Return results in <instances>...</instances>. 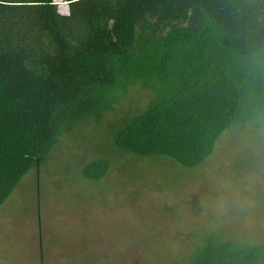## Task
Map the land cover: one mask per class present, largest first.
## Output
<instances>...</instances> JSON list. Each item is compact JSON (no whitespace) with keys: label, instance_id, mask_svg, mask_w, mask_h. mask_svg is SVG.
<instances>
[{"label":"trees","instance_id":"trees-1","mask_svg":"<svg viewBox=\"0 0 264 264\" xmlns=\"http://www.w3.org/2000/svg\"><path fill=\"white\" fill-rule=\"evenodd\" d=\"M58 7L0 0V206L60 137L101 116L121 76L168 91L116 136L139 157L197 167L226 130L264 111V70L248 60L264 50V0H77L70 16ZM110 168L97 160L82 176L100 182ZM195 252L190 264H264V243Z\"/></svg>","mask_w":264,"mask_h":264},{"label":"rangeland","instance_id":"rangeland-1","mask_svg":"<svg viewBox=\"0 0 264 264\" xmlns=\"http://www.w3.org/2000/svg\"><path fill=\"white\" fill-rule=\"evenodd\" d=\"M146 46L140 39L137 50ZM125 78L101 116L60 137L0 206V264H190L206 244L264 243V138L250 121L226 130L194 168L124 152L119 131L168 93L158 80L145 89V77ZM101 159L109 173L84 178Z\"/></svg>","mask_w":264,"mask_h":264},{"label":"clouds","instance_id":"clouds-1","mask_svg":"<svg viewBox=\"0 0 264 264\" xmlns=\"http://www.w3.org/2000/svg\"><path fill=\"white\" fill-rule=\"evenodd\" d=\"M77 0H62L63 11L57 8L60 15L70 16V5L76 3ZM56 3V0H53ZM248 60L253 71L264 70V50L253 51L248 54ZM249 131L260 138H264V111H256L253 113L249 123Z\"/></svg>","mask_w":264,"mask_h":264}]
</instances>
